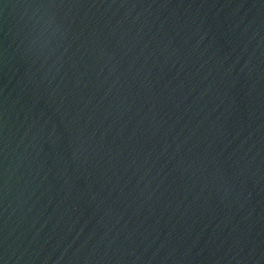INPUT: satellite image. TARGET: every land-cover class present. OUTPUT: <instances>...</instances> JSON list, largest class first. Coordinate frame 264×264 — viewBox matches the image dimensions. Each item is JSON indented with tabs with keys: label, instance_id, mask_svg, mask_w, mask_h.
Returning <instances> with one entry per match:
<instances>
[{
	"label": "water",
	"instance_id": "obj_1",
	"mask_svg": "<svg viewBox=\"0 0 264 264\" xmlns=\"http://www.w3.org/2000/svg\"><path fill=\"white\" fill-rule=\"evenodd\" d=\"M0 264H264V0H0Z\"/></svg>",
	"mask_w": 264,
	"mask_h": 264
}]
</instances>
